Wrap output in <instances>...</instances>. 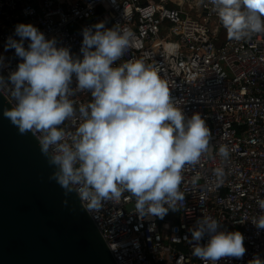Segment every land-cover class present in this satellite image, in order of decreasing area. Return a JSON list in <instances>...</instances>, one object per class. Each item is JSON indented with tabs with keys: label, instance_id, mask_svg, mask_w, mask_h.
Instances as JSON below:
<instances>
[{
	"label": "built area",
	"instance_id": "obj_1",
	"mask_svg": "<svg viewBox=\"0 0 264 264\" xmlns=\"http://www.w3.org/2000/svg\"><path fill=\"white\" fill-rule=\"evenodd\" d=\"M101 21L131 33L116 65L143 59L156 68L186 118L199 113L212 134L209 151L183 170L184 201L163 219L140 217L128 192L91 216L85 210L115 263L205 264L192 256L189 231L202 216L245 238L242 259L222 258L218 264L264 259V229L253 223L264 198V34L229 40L207 0H0V77L8 83L22 62L14 49L5 51L8 37L19 40L17 24L34 25L79 56L82 29ZM72 88L69 99L77 112L60 126L68 134L82 122L79 106L91 101L90 92L76 88L75 78ZM0 93L15 106L7 88L0 87ZM33 134L39 141L40 134ZM221 145L229 149L227 159L219 155ZM217 168L224 170L223 183L214 174Z\"/></svg>",
	"mask_w": 264,
	"mask_h": 264
},
{
	"label": "clouds",
	"instance_id": "obj_2",
	"mask_svg": "<svg viewBox=\"0 0 264 264\" xmlns=\"http://www.w3.org/2000/svg\"><path fill=\"white\" fill-rule=\"evenodd\" d=\"M207 4L229 40L264 34V0ZM15 36L19 40L8 37L5 51L14 49L22 62L9 74L8 83L0 77V87L15 101V106L3 109V116L21 135L40 134L41 154L54 167L49 179L65 195L75 192L90 216L125 192L131 194L126 199L135 198L140 217L163 219L169 210L175 211L185 197L180 190L183 170L209 151L212 134L199 113L186 118L156 68L143 59L116 65L130 45L131 33L106 28L103 21L85 27L79 56L30 23L17 24ZM73 78L77 89L90 92L91 101L79 106L82 122L68 134L60 126L77 112L69 99ZM219 155L228 158L227 145L220 146ZM214 174L223 183L224 170L217 168ZM258 204L262 214L253 223L259 230L264 229V198ZM189 231L192 256L205 264L242 259L246 253L243 234L221 231L212 216L197 219ZM206 235L208 242L202 245ZM248 264H264V259L257 255Z\"/></svg>",
	"mask_w": 264,
	"mask_h": 264
},
{
	"label": "water",
	"instance_id": "obj_3",
	"mask_svg": "<svg viewBox=\"0 0 264 264\" xmlns=\"http://www.w3.org/2000/svg\"><path fill=\"white\" fill-rule=\"evenodd\" d=\"M11 107L0 93V264H116L77 194L49 179L34 134L3 116Z\"/></svg>",
	"mask_w": 264,
	"mask_h": 264
}]
</instances>
